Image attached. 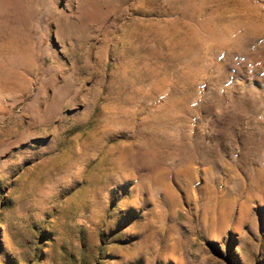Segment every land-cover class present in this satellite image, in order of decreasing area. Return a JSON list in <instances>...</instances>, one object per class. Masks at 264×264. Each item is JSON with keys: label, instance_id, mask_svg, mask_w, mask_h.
I'll use <instances>...</instances> for the list:
<instances>
[{"label": "rangeland", "instance_id": "rangeland-1", "mask_svg": "<svg viewBox=\"0 0 264 264\" xmlns=\"http://www.w3.org/2000/svg\"><path fill=\"white\" fill-rule=\"evenodd\" d=\"M0 264H264V0H0Z\"/></svg>", "mask_w": 264, "mask_h": 264}, {"label": "bare ground", "instance_id": "bare-ground-1", "mask_svg": "<svg viewBox=\"0 0 264 264\" xmlns=\"http://www.w3.org/2000/svg\"><path fill=\"white\" fill-rule=\"evenodd\" d=\"M242 17V16H241ZM240 20V19H239ZM245 19L243 20V21H238L237 23L238 24H244L245 22ZM182 25V24H181ZM181 37V36H180ZM178 39V38H177ZM181 42V41H180ZM179 42V43H180ZM176 44H177V41L175 40V39H171L170 41H169V44L168 45H170L171 47L172 46H176ZM194 45V44H193ZM184 48H185V46H184ZM208 49V48H207ZM187 53V52H186ZM190 53V52H189ZM202 56H203V54H202ZM177 57V56H176ZM208 57V56H207ZM179 57H177V59H178ZM175 62V61H174ZM175 65V64H174ZM191 169H193L191 166L189 167V170H188V172H190L191 173ZM186 170H177V173L180 175H182V176H184V175H186L187 173H188ZM193 172V171H192ZM256 172V171H255ZM257 173V172H256ZM168 175V174H167ZM219 199V198H218ZM226 200H223L222 201V203L220 202V205H219V203H218V205H219V208H221V210H222V212L223 211H225L227 208H228V206L229 205H231V203H229V202H225ZM233 210V209H232ZM240 210H241V212L242 213H244L245 215L247 214V211L249 210V207H248V205H247V203H244L242 206H241V208H240ZM231 214H232V211H230V213H226V214H224V213H222V225L225 227V226H227V224L229 223V220H230V218H231ZM244 220V219H243ZM223 229V228H222Z\"/></svg>", "mask_w": 264, "mask_h": 264}]
</instances>
